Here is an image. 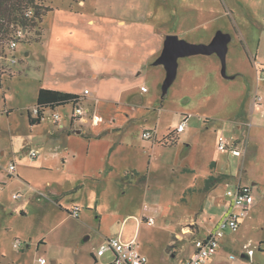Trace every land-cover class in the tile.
Returning a JSON list of instances; mask_svg holds the SVG:
<instances>
[{
  "label": "rangeland",
  "instance_id": "374dc122",
  "mask_svg": "<svg viewBox=\"0 0 264 264\" xmlns=\"http://www.w3.org/2000/svg\"><path fill=\"white\" fill-rule=\"evenodd\" d=\"M43 1L46 6L52 7V11L19 40L15 52L5 49L7 59L0 61V185L3 186L0 191V264H40L42 258L47 264H113L115 253L109 250L102 257H97L99 249L108 242V237H117L124 219L130 215L134 217L128 219L126 235H133L137 224L135 219L142 216L144 207L150 209L155 226L143 224L138 239L140 249H149L148 257L153 253L154 262L173 264L175 259L168 253L171 240H174L175 234H186L187 223L193 220L202 221L203 218L200 217L201 206L184 205L183 202L174 200V194H161V186L164 185L160 176L152 180L153 186L148 198L143 187L145 184L128 179L127 174L120 178L112 177L97 188L99 191L96 198L99 204L97 207L93 201L91 209L83 207L85 202L94 198L88 194L89 189L83 186L74 188L64 197L67 202L76 198L80 202V219L71 215L70 217L63 209L50 205V202L46 203L40 196L50 189V179L60 184L69 180L63 175L58 176L56 171L59 168L55 167L61 166L57 163L60 159L51 156L49 145L50 132L54 129L52 116L69 113L74 107L69 105L56 110L47 109L42 123L34 126L29 122L28 112L33 114L35 111L41 88L75 89L82 86L81 83L73 81L75 78L66 72L69 68H80L68 66L72 55L77 53L68 48L67 37L74 30V17H71V12L75 14L78 10H83L74 0ZM102 1V10L111 14V0ZM146 1L148 0H143L144 3ZM208 1L209 4L210 1L214 2L213 16L206 24L208 35L204 36L208 42H199L202 35L198 34L207 31L186 37L174 35L192 44H208L218 32L231 35L227 54V77L221 74V60L216 54L186 57L179 60L176 81L163 93L165 77L161 78L156 71L161 70L165 74V69L162 65H155L163 49L160 52L151 50L148 57L145 56V60L140 62L144 64L135 62L132 72L129 73L133 79L132 85H137V90L145 96L143 101H147L146 108H139L138 114H134L133 117L138 120L129 128V133L137 146L144 145L143 148H148L152 140H143L142 135L147 129L157 130V138L162 146L158 149L160 156L155 154V158L152 157V173L155 176L161 168L158 164L165 163L161 162L162 159L174 161L177 148L175 145L167 147L169 142H166L164 136L186 120L193 128L203 125L202 143L196 147L194 153L199 172L205 173L208 170L207 162L216 157L223 167L226 164L231 165L229 170L223 168L222 171L229 174V182L233 185L244 175L245 170L239 164L241 159H228L227 153L223 155L216 152V138L219 135L230 138L231 135L217 125L223 124L222 118L228 119L237 112L251 83L257 84L259 76L264 79V71L260 70L264 68V0ZM200 2L202 0H151L150 23L155 27V32H158L167 17L175 19V15L179 14L186 24L183 31L187 32L194 25L192 15L197 13L200 16L201 9L206 5V1L198 4ZM95 5V2L87 0L85 11L93 12L92 7ZM163 16L165 19L162 20ZM77 21L82 22V26L87 22L84 18H78ZM108 33L109 30L101 34L102 45L105 43L102 36L105 37ZM12 56L17 59L14 65L9 61ZM258 83L264 86V80ZM84 85L89 91L96 87L91 79L84 81ZM142 87L149 90V93L142 92ZM101 93L110 95L111 91L103 84ZM78 106L81 107L80 104ZM86 114L95 117L92 109L83 116L86 117ZM212 118L215 120L210 121ZM224 126H227V122H224ZM178 134L175 133V142L181 135ZM191 139L194 145L199 143L196 136ZM32 150L39 153L37 159L30 157ZM150 156L148 154L145 158L149 161ZM11 164L17 167L14 174L10 171ZM50 164L55 165L54 170L50 169ZM219 192L224 194V187ZM17 194H21L22 199L15 200L14 196ZM197 195H187L189 202L191 203L193 197L196 202ZM200 200L202 205L205 198L201 196ZM165 201L177 207L170 209L171 206ZM66 216L69 219L62 221ZM204 217L215 218L207 213ZM56 224L58 225L53 228ZM249 225L250 228H241L237 233H227L242 238L238 244L239 249L242 243L257 234L252 224ZM204 227L203 230L208 226ZM99 230L104 233L100 234ZM17 242L21 243L19 248H15ZM253 247L251 244L247 247L250 249L248 256L255 252L258 254V250ZM183 257L184 254L179 253L177 263H181Z\"/></svg>",
  "mask_w": 264,
  "mask_h": 264
},
{
  "label": "crops",
  "instance_id": "0c3cea01",
  "mask_svg": "<svg viewBox=\"0 0 264 264\" xmlns=\"http://www.w3.org/2000/svg\"><path fill=\"white\" fill-rule=\"evenodd\" d=\"M74 1L83 12L79 10L75 14L71 12V17H74V30L68 34L67 44L68 48L75 50L77 54L72 55L68 66L80 68L75 70L69 68L66 73L71 74L75 78L73 81L81 83L82 86L75 87V89L71 87H63V89L50 87V89L78 95L80 97L79 104L84 108L85 113L92 109L95 117L86 114V117L82 115L73 119V109L69 113L59 114L61 118L58 122H54V129L50 132L49 146L51 156L60 159V162L57 160V163L61 166L55 167L50 164V169L59 168L56 171L58 176L63 175L69 180L60 184V182L54 183L53 179H50V189L41 193L40 196L48 195L50 199L41 197L46 203L50 202V205L63 209L69 216H72L74 209H78L79 216L74 218L80 219L82 213L80 202L77 201V198L67 202L64 197L74 188L83 186L89 189L88 194L94 198L85 202L83 207L91 209L93 201L95 206L98 207L99 204L98 198H96L97 191H99L97 188L112 177L120 178L123 174H127L128 179L131 178L138 181L139 184H145L143 187L146 191V198H148V193L153 186V184L151 185L152 180L160 176L164 185V187L160 185L161 194H174L176 196L174 200L183 202L184 205L201 206L202 221L193 220L187 223L186 234H175L174 240L170 242L168 253L175 259L173 264H187L196 250V240L207 238L219 228L221 220L235 211L232 200L227 196V191L239 185L247 186L252 190L253 201L246 217L240 222L239 230L250 228V223L257 233L256 236L242 243V247L239 249L238 244L242 238L227 234L237 233L239 230L227 232L221 240L218 252L210 258L207 264H264V86L258 83L263 82L262 77L257 78V84L251 83L250 89L241 99L237 112L230 115L228 119L222 118L223 124L217 125L227 130L231 134L230 137L234 138L242 148L241 156L227 153L228 159H241L239 164L245 170L244 175L240 176L233 185L229 182V174L222 171L223 168L229 170L231 165L226 164L223 167L216 157L207 162L208 170L205 173L199 172L194 153L196 147L202 143L204 134L201 129L204 127L203 125L200 128H193L187 123V128L178 134V136L181 134L178 140L175 143L169 142L167 147L177 146L174 161L162 159L161 162L165 163L158 164L161 168L159 174L157 172L155 176L152 173V161L155 154L160 156L161 153L158 149L162 146L157 138V130L149 129L155 132V136L154 140H147L151 141L148 148H143L144 145L137 146L129 133V128L138 120L133 117L134 114H138L139 108H146L147 103V101H143L145 96L137 90V85H132L133 79L129 73L132 72L135 62L144 64L140 62L145 60V56L148 57L151 50L160 52L167 35L176 34L186 37L197 32L207 31L206 24L207 20L213 16L214 2L210 1L209 4L208 0H202L198 3L203 4V1H206L200 16L197 13L192 15L191 20L194 25L191 30L183 31L186 24L181 15L176 14L175 19L167 17L166 22H162V29L155 32V27L150 23L151 0L145 3L143 0H111V8H113L111 14L102 10V0H88L96 4L95 7H92L93 12L85 11L87 0ZM50 11H52L51 6ZM78 18L87 20L86 25L82 26V22L77 21ZM163 19H165L164 16ZM108 30L109 33L105 37L102 36L105 42L102 45L101 34ZM198 34L202 35L199 42H208L204 37L208 35V31ZM188 40H190L189 37ZM28 55L29 53L26 54V56ZM260 70L264 71V68ZM156 73L162 76L161 78L166 77V72L164 74L161 70H157ZM89 79L96 84V87H92L90 93L86 95L85 91L89 89L84 85V81ZM103 84L109 87L110 95H102ZM142 92L149 93V90ZM258 96L262 97V101L256 103ZM209 120L213 121L215 118ZM224 122H227V126H224ZM175 130L176 128L172 132ZM78 132L80 133L78 134ZM198 132H201L200 136ZM170 133L167 134L168 136H164L167 143ZM99 135L102 136L98 137ZM194 136L198 138L199 142L196 145L191 139ZM218 137L216 138V152L219 151ZM220 153L225 155V153ZM148 154L151 155L149 161L145 158ZM211 176L224 180L205 190L207 180ZM222 187H224V194L219 192ZM196 194H198L197 201L195 202V197H193L190 203L189 196ZM201 196L205 198L202 205ZM165 202L171 206L170 209L177 207L171 205L169 201ZM176 205L179 204L176 202ZM150 213V209L144 207L142 216L135 219L137 224L133 235H126L128 221L134 217L130 215L124 219L117 237H108L107 240L121 238L123 241H138L143 224H147L146 221L153 218ZM205 213L215 218L207 219L204 217ZM69 216H66L62 221L69 219ZM168 224L171 222L168 221ZM204 226H208L207 229L203 230ZM98 232L104 233L101 230ZM243 238L246 237L243 236ZM250 244L254 246L255 250H258L257 255L255 252L252 256H248L247 252L250 249L247 247ZM141 253L147 256V264H159L152 260L153 253L151 257H148L149 249L143 248ZM179 253L184 254L181 263H177ZM95 262H97L96 259Z\"/></svg>",
  "mask_w": 264,
  "mask_h": 264
},
{
  "label": "built area",
  "instance_id": "2783aa9c",
  "mask_svg": "<svg viewBox=\"0 0 264 264\" xmlns=\"http://www.w3.org/2000/svg\"><path fill=\"white\" fill-rule=\"evenodd\" d=\"M32 12H29L28 16ZM26 35V30L18 28L15 32V39L10 41L7 50L9 52H15L18 47V41L21 40ZM6 58L7 54H0V61ZM11 64H16L17 59L12 56L9 60ZM146 88H142V91H146ZM89 90L85 91V94H89ZM262 101V97L258 96L256 98V103ZM34 114L36 111L33 112ZM85 114V111L77 106L73 110V119H76ZM61 116L54 114L52 117L53 122H58ZM187 128V122H182L175 130V133H181ZM155 132L150 130L145 131L143 134L144 140H154ZM218 150L222 153H231L235 156L242 155V148L235 141L234 138H228L224 135H220L217 140ZM39 156L37 151L32 150L30 152V157L32 159H37ZM10 171L12 174L16 173L17 167L15 164H11ZM3 186L0 185V191ZM41 196L50 199L48 195L42 194ZM227 196L232 200L234 206V212H232L228 217L224 218L220 222L219 228L212 232L205 239H197L195 242L196 250L187 264H207L212 256H214L220 247L221 240L224 238L227 232H237L240 228V222L246 217L247 211L250 208L253 195L250 187L239 185L233 189L227 191ZM15 200L22 199L21 194L14 196ZM72 216L78 218L79 210L74 209ZM149 226H155V219L149 218L147 221ZM21 246L20 242L15 244V248ZM112 250L115 253V260L113 264H147L148 258L140 252V246L136 240L123 241L121 238L110 239L107 243L103 244L97 253V257H102L106 251ZM40 264H47L44 258L40 259Z\"/></svg>",
  "mask_w": 264,
  "mask_h": 264
},
{
  "label": "trees",
  "instance_id": "16d2710c",
  "mask_svg": "<svg viewBox=\"0 0 264 264\" xmlns=\"http://www.w3.org/2000/svg\"><path fill=\"white\" fill-rule=\"evenodd\" d=\"M29 12L32 14L28 16ZM48 12L50 7L46 6L43 0H0V54H4L9 42L15 39L18 28L25 29L28 33L30 29L37 27ZM79 103L80 97L76 94L41 88L37 95L36 113L28 112L29 122L32 126L39 125L47 109L56 110L67 105L75 108ZM168 142L175 143V132L169 134ZM223 180V178L211 176L207 180L205 190Z\"/></svg>",
  "mask_w": 264,
  "mask_h": 264
},
{
  "label": "water",
  "instance_id": "95a60500",
  "mask_svg": "<svg viewBox=\"0 0 264 264\" xmlns=\"http://www.w3.org/2000/svg\"><path fill=\"white\" fill-rule=\"evenodd\" d=\"M231 39V35L218 32L214 39L208 44H192L180 39L176 35L167 36L163 50L155 62V65H162L166 72V77L162 85L163 93H166L170 86L176 81L179 60L186 57L196 55H218L222 65L221 74L226 78L228 46ZM79 133L80 132H78V134Z\"/></svg>",
  "mask_w": 264,
  "mask_h": 264
},
{
  "label": "clouds",
  "instance_id": "9594fccd",
  "mask_svg": "<svg viewBox=\"0 0 264 264\" xmlns=\"http://www.w3.org/2000/svg\"><path fill=\"white\" fill-rule=\"evenodd\" d=\"M34 114V113H33Z\"/></svg>",
  "mask_w": 264,
  "mask_h": 264
}]
</instances>
